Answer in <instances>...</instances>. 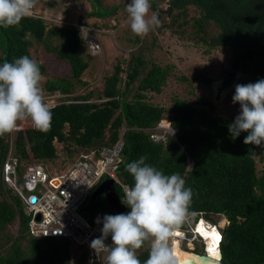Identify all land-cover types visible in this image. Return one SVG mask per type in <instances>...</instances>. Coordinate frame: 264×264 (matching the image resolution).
<instances>
[{"label": "trees", "instance_id": "trees-1", "mask_svg": "<svg viewBox=\"0 0 264 264\" xmlns=\"http://www.w3.org/2000/svg\"><path fill=\"white\" fill-rule=\"evenodd\" d=\"M150 2V11L157 12L159 20L162 14L169 16V21L158 28L175 25L178 29L172 31L180 37L184 35L183 26L188 22L189 9L194 8L197 15L191 17V26L195 41L207 49L228 47L229 68L252 82L264 79V38L257 34L264 33V0H168V9L161 8L163 0ZM46 6L53 8L56 5L48 0ZM120 8L127 15L125 7ZM93 10L88 11L86 17L70 20L79 26L28 16L18 25L7 29L0 27V64L24 55L32 58L30 46L33 40L43 43L51 39L50 42L56 43L51 45L46 41L43 43L45 50L58 60L66 61L70 68L68 76L47 78L44 82V92L58 91L62 101L50 107L49 131L40 132L31 127L0 136V264L88 263V250L82 248L76 252L68 238L38 237L30 233L24 200L3 179L7 155L16 159L17 181L22 183L21 166L53 161L59 156L58 145L67 158L74 155L81 158L90 149L112 146L120 136L121 127H124L123 144L115 170L117 181L112 182L120 200L124 196L122 185L134 183L125 170L126 164L146 156V163L162 169L166 175L179 172L186 181L185 187L193 190L190 208L193 214L182 229L188 230L189 224L199 217L217 223L225 216L227 223L220 228L223 261L227 264H264V145L244 144L245 132L233 140L228 129L231 120L222 113H211L208 109L210 100L201 96L192 103L177 96L169 104L148 100V93L162 91L173 66L153 62L147 68L144 51L153 46L147 35L125 37L130 41L125 48L127 51L123 48L122 57L109 68L110 72L101 78V83L72 93L75 83H86L81 80V75L89 61L99 53H92L87 48L81 26L90 23L98 28H116L120 21L116 14L119 11L107 21L97 20ZM93 18L95 20L91 22ZM211 26L217 29L215 33H209ZM37 63L43 75L44 65ZM194 79L211 82L209 77L201 75H195ZM163 118L169 120L174 133H166L164 140L153 138L152 134L162 132L155 127ZM259 165L261 168H257ZM90 194L85 200L86 216L92 217L97 212L102 217L111 214L103 194L93 199ZM15 221L17 232L11 234L7 228ZM149 249L150 245L145 243L137 250L141 264L148 258ZM106 255L101 253L99 257L103 259Z\"/></svg>", "mask_w": 264, "mask_h": 264}, {"label": "clouds", "instance_id": "clouds-1", "mask_svg": "<svg viewBox=\"0 0 264 264\" xmlns=\"http://www.w3.org/2000/svg\"><path fill=\"white\" fill-rule=\"evenodd\" d=\"M34 4L35 0H0V27L7 29L18 25L25 17L33 16ZM151 7L150 0H130L126 5L125 11L128 14L130 29L136 36L142 38L160 26L159 14L151 12L149 15ZM46 15L59 18V21L43 18L57 24H76L66 20L60 11ZM81 30L85 44L84 31L96 39L95 35L87 30V25L81 26ZM96 41L98 42L97 39ZM98 44L100 49L96 53L101 51V45L99 42ZM41 79L42 74L37 61L27 55L0 64V136L20 130L17 129V122L25 119L30 120L32 127L37 131L50 130L52 121L50 107L56 104L49 106L46 101L49 99L48 95H53L54 99L61 103L59 99L61 94L58 91H47L43 95V89L40 87ZM55 92H58V96H54ZM232 102L238 103L240 110L234 121L228 125L231 138L234 140L241 132H247L243 140L244 144L264 145V79H258L254 83L236 84ZM161 121L170 125L169 120L165 118ZM123 130L124 127H121L118 138L122 140V144ZM101 147L90 149L85 154L97 156ZM8 157L12 158L10 154L7 155ZM146 159V156H141L126 164L125 170L132 176L134 183L124 187L121 202L130 211L115 215L105 214L103 217L101 215L97 220L98 223H102L101 235L91 241L90 248L97 256L107 253L103 259L99 257L105 264H141L136 252L147 242L150 245L149 256L143 264H178L173 244L175 237L185 241L195 239L206 247L205 238L197 231V225L202 221L206 227L216 228L220 237L217 243L220 253L222 238L220 228L227 223V218L223 216L217 223H212L199 217L189 224L188 230L182 229L181 227L189 222L193 214L190 210L194 195L192 188L185 187L186 181L179 172L166 175L162 169L146 163ZM105 179L111 178L103 176L101 181L98 180L100 182L96 183L100 184ZM111 181L113 182V179ZM98 184L93 187L91 193ZM179 231L182 234L177 236L176 233ZM193 234L197 239L192 238ZM109 237L111 239L108 241L112 243L106 244L105 241ZM76 246H85L84 248L88 250L89 263L88 247L84 244ZM190 252L198 256L202 255L194 251Z\"/></svg>", "mask_w": 264, "mask_h": 264}, {"label": "rangeland", "instance_id": "rangeland-1", "mask_svg": "<svg viewBox=\"0 0 264 264\" xmlns=\"http://www.w3.org/2000/svg\"><path fill=\"white\" fill-rule=\"evenodd\" d=\"M47 1L48 0H35L34 5L36 11L40 12L43 16H46V13L51 14L60 11L63 16L73 21L77 20V17L79 16H88L84 5L86 2H89L92 5L91 9H94L93 11L96 14L95 18L97 20H111L112 14L115 15V13L119 11L116 14L120 21L116 28H98L93 27L90 23L89 26H87V30L92 32L100 43L101 51L89 61V66L81 75V80H84L86 83H75L72 93L76 94L93 86H98L101 83V78L110 72L109 68L111 69V66L122 57L123 48L124 50L127 49L126 46L130 41L128 40V42L125 40V37H132L134 34L130 29L128 14H123L124 9L120 8L123 6L126 8V5L130 0H52L56 5L53 6V8H48L46 6ZM160 6L162 9H168V0H163ZM124 15L126 17L125 19L122 18ZM149 15H151V11ZM194 15H197L196 11L194 8H190L189 14L186 17L188 22L183 26V37L178 36L179 34L172 31L178 29L175 25L171 27L162 26L161 29L155 28L147 34V40L149 42L152 40L153 43V46L149 51H144L148 61L147 68L153 62L160 64L161 66L166 64H172L173 66L172 74L168 77V81L162 88V91L159 94L148 93L147 99L151 102L169 104L173 98L177 96L186 102L192 103L198 96H201L210 100L208 109L211 113H222L233 122L240 110V105L232 102L235 85L238 83L247 84L252 81L247 77H243V75H238L234 77L232 83H228V86H222V77L225 71L229 68V48L219 46L207 49L200 45L201 42L195 41L196 36L194 35V29L191 26V17ZM95 18L90 19V21L93 22ZM160 21L161 26L163 22L169 21V16L162 14ZM216 31L217 29L211 26V32L209 33H215ZM50 40L47 41L46 39L43 43L46 41L50 42ZM43 43H38L33 40V44L30 46L32 58L43 64L45 68L40 83L42 89L47 78L55 79L60 76H68V73L70 72L69 64L66 61L58 60L55 55L46 51ZM55 43L56 41L52 40L49 44L52 45ZM57 43H60V39H57ZM120 47H122V49H120ZM195 75L209 77L211 82L204 83L202 81H196L194 79ZM182 76L186 77V79ZM57 94L58 92H55L54 96ZM245 133L248 134L247 132ZM57 151L59 156L53 161H45L42 164L49 175L54 173L65 174L72 167L74 163L73 161L80 158L75 155L67 158L60 145H58ZM261 166L262 165H259L257 168H261ZM21 168L23 172L24 165L21 166ZM23 191L25 190L23 189ZM17 228V221H15L14 224L8 226L7 231L11 234H15ZM189 242L190 241H188L189 247L190 245L191 247H193V245L195 246L193 249L195 252H202V245H197V240L193 239L192 244ZM180 245L185 248L184 239L180 241ZM84 247L85 246H76L73 248L78 252Z\"/></svg>", "mask_w": 264, "mask_h": 264}, {"label": "built area", "instance_id": "built-area-1", "mask_svg": "<svg viewBox=\"0 0 264 264\" xmlns=\"http://www.w3.org/2000/svg\"><path fill=\"white\" fill-rule=\"evenodd\" d=\"M32 15L59 21L57 17L43 16L34 9H32ZM84 38L92 53L99 51L100 46L92 35L84 31ZM48 97L46 103L49 106L59 103L53 95H48ZM27 127H32L30 120L17 122V129ZM155 128L162 131L160 134H152V137L156 139L164 140L166 133L171 135L174 133L167 122L161 121ZM121 147L122 140L119 139L111 147L102 146L97 156L83 154L65 174L49 175L41 164H26L21 174L22 183L17 181L16 160L8 157L3 165V178L24 200V211L29 216L30 233L38 237H66L70 240L72 248L84 244L90 253L88 264L94 261L98 264H105L90 248L91 241L101 235L102 223L97 222L98 218H101V213L88 217L83 208L89 192L101 177L116 181L115 170L118 167ZM125 186L128 185L123 184L122 188L124 189ZM31 195L35 196L33 202L27 198ZM192 238H196L195 234ZM109 239L111 238L105 241L106 244H110Z\"/></svg>", "mask_w": 264, "mask_h": 264}, {"label": "water", "instance_id": "water-1", "mask_svg": "<svg viewBox=\"0 0 264 264\" xmlns=\"http://www.w3.org/2000/svg\"><path fill=\"white\" fill-rule=\"evenodd\" d=\"M257 34L264 38V33L262 31L257 32ZM233 75H240V73L236 72L232 69H227L225 71L223 77H222V80H221L222 85L226 86L231 81V80H229L230 76H233ZM99 194H103L106 197V200H107L109 207L112 211L111 212L112 215L128 212V209L124 206V204H122L119 196L114 191V189L112 187L111 179H105L100 184H98L94 188L93 192L91 193V198L93 199L96 196H98ZM28 200L30 202H33L35 200V196H33V195L29 196ZM83 210L86 211V210H88V208L85 207V208H83ZM199 257L205 261L209 259L208 254H207V256L200 255ZM12 264H41V263H32V262L18 263V262H14ZM217 264H221V263L217 262Z\"/></svg>", "mask_w": 264, "mask_h": 264}, {"label": "bare ground", "instance_id": "bare-ground-1", "mask_svg": "<svg viewBox=\"0 0 264 264\" xmlns=\"http://www.w3.org/2000/svg\"><path fill=\"white\" fill-rule=\"evenodd\" d=\"M200 228L203 229V231H199V232L205 238V243H207L206 248L209 249L210 247L214 246L216 248L218 256H214L211 252L207 251L209 256H211V257L208 256L209 259L206 261L202 260L195 253L183 250L179 245V243H180L179 240L175 237L173 244H174L175 254H176V257L178 259V264H182V262H183V264H208L209 261L213 262V264H217V262H218L217 259H218V257H220V253L217 249V243H215V236L213 233V230H215V233H217V230L214 228L206 227L202 221H200L198 223V229H200ZM178 233L182 234V232H180V231ZM190 247H191V245H190Z\"/></svg>", "mask_w": 264, "mask_h": 264}, {"label": "flooded vegetation", "instance_id": "flooded-vegetation-1", "mask_svg": "<svg viewBox=\"0 0 264 264\" xmlns=\"http://www.w3.org/2000/svg\"><path fill=\"white\" fill-rule=\"evenodd\" d=\"M234 77H235V75H233V76H230V78H229V80H231L230 82H229V84L230 83H232V81H233V79H234ZM229 84H227V86L229 85ZM222 86H224V85H222ZM112 211H111V209H110V213H111ZM211 228H214V229H216L215 227H211ZM197 231H198V225H197ZM185 234H186V232H185ZM178 239H179V237H177ZM181 240H179V242H180ZM188 241H190L189 243L190 244H192L193 242H192V240H188ZM188 241H185V248H183L181 245H180V243H179V245H180V247L183 249V250H185V251H194L193 249H194V245H193V247H189L188 246ZM202 245V252L200 253V254H202L203 256H207V254H208V249L205 247V244H203V243H198L197 242V245ZM207 244V243H206ZM195 252V251H194ZM198 253V252H197ZM208 256H209V254H208ZM209 257H211V256H209ZM213 258V257H212ZM218 260V262H221L222 264H227V263H225L224 261H223V259H222V257H221V254H220V257L217 259Z\"/></svg>", "mask_w": 264, "mask_h": 264}, {"label": "snow or ice", "instance_id": "snow-or-ice-1", "mask_svg": "<svg viewBox=\"0 0 264 264\" xmlns=\"http://www.w3.org/2000/svg\"><path fill=\"white\" fill-rule=\"evenodd\" d=\"M198 231H203V229L200 228V229H198ZM213 233H214V236H215V243H218V241L220 239L219 234L218 233H215V230H213ZM176 235L179 236L180 233H176ZM208 251L211 252L214 256H218V253H217L216 248L214 246L213 247H210L208 249ZM182 264H183V262H182ZM208 264H213V262L209 261Z\"/></svg>", "mask_w": 264, "mask_h": 264}, {"label": "crops", "instance_id": "crops-1", "mask_svg": "<svg viewBox=\"0 0 264 264\" xmlns=\"http://www.w3.org/2000/svg\"><path fill=\"white\" fill-rule=\"evenodd\" d=\"M84 5H85L87 12L91 10L92 5L89 2H86Z\"/></svg>", "mask_w": 264, "mask_h": 264}]
</instances>
